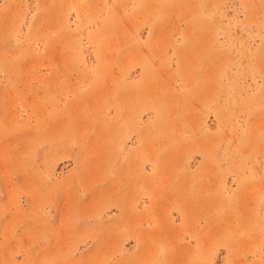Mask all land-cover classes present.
I'll use <instances>...</instances> for the list:
<instances>
[{
  "label": "rangeland",
  "instance_id": "rangeland-1",
  "mask_svg": "<svg viewBox=\"0 0 264 264\" xmlns=\"http://www.w3.org/2000/svg\"><path fill=\"white\" fill-rule=\"evenodd\" d=\"M0 264H264V0H0Z\"/></svg>",
  "mask_w": 264,
  "mask_h": 264
}]
</instances>
